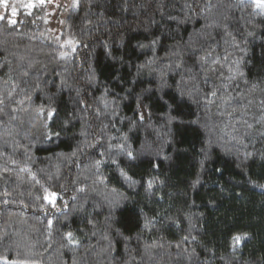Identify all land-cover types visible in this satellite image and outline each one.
<instances>
[{"label": "trees", "instance_id": "obj_1", "mask_svg": "<svg viewBox=\"0 0 264 264\" xmlns=\"http://www.w3.org/2000/svg\"><path fill=\"white\" fill-rule=\"evenodd\" d=\"M9 5L0 264H264V10Z\"/></svg>", "mask_w": 264, "mask_h": 264}, {"label": "snow or ice", "instance_id": "obj_2", "mask_svg": "<svg viewBox=\"0 0 264 264\" xmlns=\"http://www.w3.org/2000/svg\"><path fill=\"white\" fill-rule=\"evenodd\" d=\"M48 2L50 3L51 0H48ZM38 3H39L40 5H42V4L45 3V0H38ZM252 3L255 5V8H256V9L264 10V0H252ZM35 6H36V5L33 4V3H31V2H29V3L26 4V5H24V7H27V8H29V9H31V8H33V7H35ZM0 7H4L5 9L11 7L10 16L13 17V18H11V19H7L6 16H4V15H0V21H3V20H5V19H7V22H8L9 25H15V24L17 23V20H16L14 17H16V16L18 15V12H17V8H16V6H15V5H9L8 0H0ZM29 14H30V13H29ZM68 43L71 44L72 41H68ZM73 50H74V49H73ZM63 55H65V54H62V56H63ZM212 95H215V92H213ZM50 116H51V113H49V117H50ZM129 156H131V153H129ZM150 186H151V185L149 184V187H150ZM50 195H51V199L49 200V202H50V203H53V205H54V203H55V193H52V194H50ZM45 199H49V197H45ZM68 236H69V239H70V238H71V233H69ZM240 239H241V238H240L239 236L235 237V240H236L237 242H239Z\"/></svg>", "mask_w": 264, "mask_h": 264}, {"label": "flooded vegetation", "instance_id": "obj_3", "mask_svg": "<svg viewBox=\"0 0 264 264\" xmlns=\"http://www.w3.org/2000/svg\"><path fill=\"white\" fill-rule=\"evenodd\" d=\"M51 1H54V0H51ZM8 3H10V0H8Z\"/></svg>", "mask_w": 264, "mask_h": 264}]
</instances>
